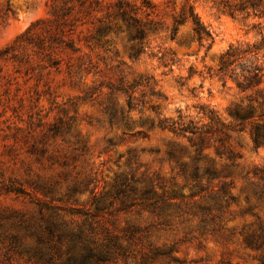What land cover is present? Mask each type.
<instances>
[{
	"label": "rangeland",
	"instance_id": "1",
	"mask_svg": "<svg viewBox=\"0 0 264 264\" xmlns=\"http://www.w3.org/2000/svg\"><path fill=\"white\" fill-rule=\"evenodd\" d=\"M237 3L0 0V216L33 214L45 200L35 186H52L60 196L75 186V208L93 210L92 192L126 184L137 197L153 190L160 208L114 215L116 233L140 229L132 264L149 245L174 251L146 264H258L264 248H246L243 236L264 226V77L241 90L214 75L229 45L264 37V4L231 15ZM188 6L212 32L207 50L189 19L172 36ZM255 63L264 64V47ZM248 109L251 118L234 116ZM179 115L207 126L197 164L223 172L218 178L193 180L192 136L156 127ZM229 151L240 156L233 168ZM6 244L2 238L0 264H26L5 255Z\"/></svg>",
	"mask_w": 264,
	"mask_h": 264
},
{
	"label": "trees",
	"instance_id": "2",
	"mask_svg": "<svg viewBox=\"0 0 264 264\" xmlns=\"http://www.w3.org/2000/svg\"><path fill=\"white\" fill-rule=\"evenodd\" d=\"M264 0H238L237 5L230 11L234 13H255ZM189 19L192 25V33L196 42L202 46L206 42V50L213 41L212 32L204 26L192 7L188 6L186 16L181 14L173 21L172 36L176 34L178 27ZM261 35V32H258ZM264 47V37L253 44H232L218 58L215 76L222 82L230 79L241 90L253 88L260 84L264 77V64L255 63V56ZM6 50L0 51L4 53ZM202 109V108H201ZM206 116L213 124L219 123V118L213 111H208ZM234 116L240 120L252 117V110L243 113L235 112ZM186 117L178 116L176 122L166 118L157 121L156 127L160 130H169L176 135L195 136L196 141L189 139L194 147L193 171L191 178L196 180L200 176L208 180L218 178L220 174L211 166L200 171L198 164L202 159L201 153L204 147L202 131L205 127H199L192 120L185 121ZM206 130V129H205ZM259 133L253 138V144L260 143ZM219 154V153H218ZM231 161L227 168L235 167L233 159L239 158L238 154L228 152ZM89 183V182H88ZM229 184H223L221 190L225 192ZM126 184H121L114 191L107 194H94L90 200L93 210L75 208L76 201L73 195L77 188L73 186L63 196L55 194L52 186L39 185L35 189L39 191L45 200L36 202V210L33 214L12 213L8 216H0V245L2 238L7 240L5 255L21 257L26 264H115L118 259H123L125 264H132L137 243V235L140 229L127 227L116 233L113 228V217L117 213L147 209L150 214L159 211L158 200H154L155 193L146 189L139 197L128 194ZM21 193L20 190H14ZM131 191V190H130ZM120 197H126L125 202L115 206ZM162 199L160 198L159 201ZM66 215L69 217L66 219ZM81 217L79 223L75 218ZM2 237V238H1ZM243 243L251 250L264 248V226H259L256 231L246 233ZM149 253L143 254L138 264H146L148 259L158 256L169 257L173 253L172 246L159 249L149 245ZM130 260V261H129ZM178 262L176 259H170ZM258 264H264V255L258 259Z\"/></svg>",
	"mask_w": 264,
	"mask_h": 264
}]
</instances>
